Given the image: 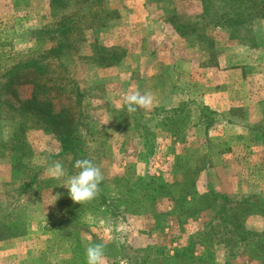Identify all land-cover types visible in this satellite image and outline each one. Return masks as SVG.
Masks as SVG:
<instances>
[{
  "label": "rangeland",
  "instance_id": "374dc122",
  "mask_svg": "<svg viewBox=\"0 0 264 264\" xmlns=\"http://www.w3.org/2000/svg\"><path fill=\"white\" fill-rule=\"evenodd\" d=\"M145 2L142 16L135 10L124 19L119 13L126 11L122 8L127 7L128 0H105L112 19H107L105 26L95 27H90L92 17L77 21L75 32L68 38V49L64 50L66 55L60 60L49 59L50 73L41 77L52 80L49 85L64 107L76 115L78 110L83 113L80 131L84 146L89 160L101 169L107 183L106 195L117 198V194L126 195L127 190L138 193L136 190L145 181L148 187L149 178L170 185L166 191L153 193L155 199L137 203L135 213L124 211L128 205L120 204L118 199L110 209L123 212L115 217L95 214L97 205L90 204L93 211L78 221L85 226L79 232L83 243L123 246L121 251L116 250L115 258L110 257L116 254L115 249L110 250L106 264H130V256L138 263L147 258L142 264H148V250L153 260L149 264H161L175 250L187 248L192 243L190 236L204 224L220 217L209 210L187 214L190 205H184L180 197L190 200L192 195L179 193L185 179L195 181L198 196L212 191L231 197L248 194L252 191L248 180L264 188V135L260 139L253 134L254 130L264 132V51L244 47L242 43L250 37L241 38V42L238 35L234 39L233 33L212 26L183 40L175 39L172 22H198L200 0ZM49 3L0 0V81L3 76L10 77L12 64L54 46L39 33L46 29L50 32L58 22L52 18L54 10ZM69 8V17L84 12L81 4L72 3ZM148 16L156 38L148 36ZM256 26L264 32V22ZM99 46L112 48L116 54L113 59L120 57L121 61L110 67L100 64L99 53L95 54ZM219 62L245 66L244 82L238 79L233 85H223L224 77L209 69V65ZM137 88L153 96V105L129 113L123 96ZM31 89L29 84L22 85L19 97L28 98ZM78 92L83 94L80 109L76 106ZM232 94L235 98L245 95L243 103H229ZM204 107L207 111H201ZM261 109L262 119L258 117ZM249 126L252 133L247 130ZM12 128V124L0 121V143ZM28 135L33 154L25 163L38 170L40 181L49 180L48 168L56 161L53 156L59 145L52 135L40 130ZM7 160V154L0 150V168ZM4 175L0 169V178ZM70 176L59 185L50 182L39 191L35 185L27 193L21 180L7 186L0 180L1 232L5 235L6 228L21 227L13 231L15 237L0 241V264H72L74 258H79L70 249L71 241L51 226L62 218L61 213L68 208L65 206L72 204L63 186ZM141 179L145 181L140 183ZM169 194H177L176 199ZM198 206L205 208V203L199 200ZM250 226L260 229L262 224L252 222ZM227 240L230 244L233 241ZM223 249L214 244L211 253L215 264L226 254ZM208 253L197 249L195 257L208 258ZM257 262L246 255H234L227 261Z\"/></svg>",
  "mask_w": 264,
  "mask_h": 264
},
{
  "label": "trees",
  "instance_id": "16d2710c",
  "mask_svg": "<svg viewBox=\"0 0 264 264\" xmlns=\"http://www.w3.org/2000/svg\"><path fill=\"white\" fill-rule=\"evenodd\" d=\"M200 2L202 12L196 18L198 22L188 25H175V22H172L173 24L170 22L174 25L177 35L187 38L190 35L199 34L200 31L212 26L233 33L234 37L232 38L234 39L238 35L241 42H243L241 38L250 37L242 45L249 50L264 51V32L262 29L256 30V25L264 20V0H200ZM72 3L81 4L84 7V12L72 17L66 16ZM49 5L54 10L52 18L57 19L58 22L53 24L50 32H48L49 29H46L44 31L40 30L39 33L45 36L43 39L53 42L54 46L42 49L40 52L38 51L35 56L27 60L12 64L9 66L11 72L8 75L10 77L5 79L3 76V79L0 81V112H3L0 113V121L13 125L9 135L1 140L0 150L11 157L12 184L21 180L24 193L30 191L31 187L35 185L39 191L40 189H45L46 185L50 182L59 185L63 181V178L60 180L51 178L40 181L37 175L38 170L26 165L25 160L33 154L26 137V133L29 130H40L55 138L59 145V151L53 158L56 161L62 162L68 176L75 175L80 171L74 167L76 160L89 159L80 131L83 113L78 110L79 112L76 115L69 108L64 107L59 102V98L53 93L52 86L49 85V82H52V80L50 78L42 80L41 77L47 76L50 73V69L48 68L49 59L60 60L66 55L64 50L68 49V38L75 32L78 25L77 21L89 16L93 18L90 27H95L100 25L105 26L107 21L112 19L110 16L112 12L107 9L105 0H50ZM75 16L77 17L75 18ZM97 52L99 53L100 64L107 65V67L114 66L121 61L120 57L113 59L116 54L112 48L99 46L96 47L95 54ZM26 78L29 81L25 80ZM26 84L31 85V93L28 98L21 99L18 88ZM76 97L78 99L76 106L80 109L83 94L78 92ZM179 109H174V111L177 112ZM201 111H207V109L204 107ZM254 132V137L256 138L261 139L262 135H264V132H256L255 130ZM190 173L194 174L195 172ZM149 179H147L148 187L145 179L140 180V183L145 182L136 190L138 193L132 192L133 190H127L126 195L117 194V198H112L108 196L109 194H105L107 183L103 180L99 185L100 191L93 200L80 205L72 200V204L65 206L68 208L61 213L62 218L60 220L57 219L55 225L51 224V226L52 228L56 227L57 231L69 239L71 241V251L79 254V258H74L72 264H87L85 246L89 244L83 243L81 240L79 232L85 226L79 223V219L87 215L88 212L93 211L90 208V204L96 203L95 214H104L105 216L110 214L112 217H115L116 214L118 215V213L123 212L119 209V211L110 209L111 204H114L115 199H118V202L121 201L120 204L123 202L128 205L124 211L132 210L135 213L136 207L139 206L137 203L142 204L153 200L157 196L153 193L160 190L166 191L170 188L169 184L165 182L160 183L156 178ZM152 187L156 190L152 189ZM65 193L67 194L68 192L66 191ZM179 193L185 196L192 195L189 198L190 200H187V197L185 198L184 196L180 197L184 205H190V208H187V214L193 215L209 210L214 215L217 214L220 217L218 219L215 218L213 223L204 224L201 230L190 236L192 243L187 248L175 250L172 257L168 260L160 261L161 264H215L214 253H211L215 243L225 246V249L228 251V260L234 255H246L251 260H259L260 264H264L261 259L264 255V233H250L243 226L244 220L252 213L258 212L264 217V202H261L259 199L232 200L215 191L209 192L208 195L198 196L195 191V181L187 182L186 179L182 182ZM66 194L64 195L65 197ZM176 196L177 194L174 196L169 194V197L172 199H176ZM199 200L205 203V208L198 206ZM61 202L64 203V201ZM20 228V225L6 228L4 235L1 232L3 229L0 224V241L6 240L8 237H15L12 234L13 231L20 230ZM20 233L23 232L17 234L15 232L16 235ZM227 239H233L231 244ZM96 243L93 242L91 244ZM115 243L117 244L118 242ZM112 249H115V252L116 250L121 251L123 246L106 244V257L110 256L109 252ZM197 249H204L205 252H209V257L204 258L199 256L196 258L195 250ZM117 255L118 253L116 252V254L114 253L110 257L115 258ZM150 256L151 254L148 250V264L153 263ZM145 260L138 263L134 257H128L130 264H142Z\"/></svg>",
  "mask_w": 264,
  "mask_h": 264
},
{
  "label": "clouds",
  "instance_id": "9594fccd",
  "mask_svg": "<svg viewBox=\"0 0 264 264\" xmlns=\"http://www.w3.org/2000/svg\"><path fill=\"white\" fill-rule=\"evenodd\" d=\"M123 99L124 106L129 113H135L138 109H148L154 101L150 93L142 94L138 88L125 93ZM74 167L80 171L68 177L63 186L68 189L69 195L75 203L80 205L90 202L100 191L99 185L104 179L101 169L89 159L76 160ZM48 174L56 180L68 176L60 161H55L49 166ZM56 199L57 197H55ZM85 255L87 264H106L105 245L102 243L89 244L85 249Z\"/></svg>",
  "mask_w": 264,
  "mask_h": 264
},
{
  "label": "crops",
  "instance_id": "0c3cea01",
  "mask_svg": "<svg viewBox=\"0 0 264 264\" xmlns=\"http://www.w3.org/2000/svg\"><path fill=\"white\" fill-rule=\"evenodd\" d=\"M145 4H146L145 0H128L127 7L122 8V9H126V11L121 10L122 14L119 13V16H121V17L124 16V19H125L126 15L129 16V14L130 13L132 14V12H135V10L137 11V13L139 15H141L140 14V10L142 12H144V10H146V5ZM261 22H264V21H260V23ZM109 23H110V21L108 22V24ZM153 31H154L153 22H152L151 19H149V16H148V36L156 38V36H154V34H153ZM174 34H175V39L179 38L180 40H183L185 38V37H180L179 35H177L175 33V30H174ZM209 66L208 67L211 70V72L218 73V74H220V75H222L224 77L223 85H225V86L235 84L234 81H238V79H239V83L240 82L243 83L244 80H245V77H246L245 71L247 70V68L245 66H243V65L233 64V66L232 65L226 66L225 64L221 65V62H219L217 64H212V65H209ZM218 77H219V75H218ZM243 97L245 98V95L244 96L240 95L238 98H235V97H233V94H232V97L229 98V100H230L229 103L230 102H232L233 104H235V103H243V101H244ZM261 102L264 103V99H262ZM241 107H245V106H241ZM228 109H230V108H228ZM262 113H263V110L261 109V114ZM258 117L262 119L263 118V114L258 116ZM250 128H252V127L249 126L247 128V130H248L249 133H252L253 130L250 129ZM31 131H39V130H29L26 133V137H27L28 142H29L28 133L31 132ZM40 132H42V131H40ZM254 133L255 132H253V134ZM31 148H32V146H31ZM10 158L11 157L7 155V159H8L7 160L8 161L7 164H5L2 168H0V169H2V171H4L6 173V175H4V178H0V180H2L3 184L6 185V186L7 185H12V183H13L12 182V177H11V160H10ZM7 171H8V176H7ZM247 183H248L247 186H250V188L252 189V191L250 193H248V194L244 193V194H239V195H235V196L233 195L232 197L231 196H226V197H228L229 199H232V200L233 199H247V200L259 199L261 202H264V188H257L255 180L254 181L248 180ZM252 222H257L260 225L262 224L261 228L260 229L259 228H257V229L256 228H251L250 225H251ZM243 226H244V229L246 231L250 232V233L262 234V233H264V217L261 215V213H258V212L252 213L251 215H249L244 220ZM218 246H222L224 248L223 250L225 251L226 254H224V256L222 257L223 261L222 260H220V261L217 260L216 263L217 264L218 263L228 264L227 261H229V260H228V257H227V250L225 249V246L223 244H218ZM261 259H262V262L264 263V255L262 256ZM257 263L260 264V262H257Z\"/></svg>",
  "mask_w": 264,
  "mask_h": 264
}]
</instances>
